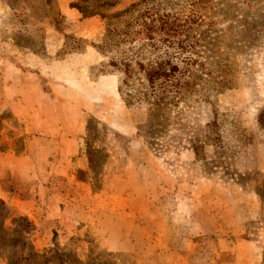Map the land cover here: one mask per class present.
<instances>
[{"label": "rangeland", "instance_id": "374dc122", "mask_svg": "<svg viewBox=\"0 0 264 264\" xmlns=\"http://www.w3.org/2000/svg\"><path fill=\"white\" fill-rule=\"evenodd\" d=\"M138 1L85 0L81 7L92 13L103 4L115 5L108 11L114 14ZM187 1L163 0L162 9H185ZM197 2L201 19L189 34L199 54L196 93L159 123L148 118L147 105L124 102L118 76L102 73L104 59L93 47L105 33L100 16L85 18L73 7L77 0H0V150L7 144L3 137L15 138L28 125V119L15 116L22 113L20 93L32 103L31 96H42L43 86H49L67 100L57 92L65 85L80 99L101 96L97 110L103 120L84 117L85 145L96 174L90 176L92 188L107 191L108 163L124 178L132 176L137 190L145 182L151 185L160 227L157 234L154 223L153 233L162 234L161 243L132 254L108 250L87 226L68 240L55 237L50 243L29 217L0 198V264H264V129L259 124L264 0ZM78 40L84 41V51L70 53ZM40 81L37 92L34 87L22 91V84ZM27 137L10 140L15 151H25ZM226 200L244 216L239 243L245 245L237 248L218 243L230 228L222 210ZM191 202L198 206L195 217L188 215Z\"/></svg>", "mask_w": 264, "mask_h": 264}, {"label": "crops", "instance_id": "0c3cea01", "mask_svg": "<svg viewBox=\"0 0 264 264\" xmlns=\"http://www.w3.org/2000/svg\"><path fill=\"white\" fill-rule=\"evenodd\" d=\"M42 82L22 84L23 90L17 85L16 91L34 87L37 92ZM65 87L60 86L57 92L66 95L67 100L59 98L49 86H43L42 96L38 93L31 96L32 103L26 102L20 93L22 110L18 112L22 113L15 116L28 119V125L21 127L15 138L3 137L7 144L0 150V198L19 214L29 217L50 243L55 237L68 240L81 226L89 227L102 245L114 252L132 254L161 243L162 234L160 238L153 233V224L158 223L148 189L151 185L145 182L144 189L137 190L131 186L135 183L132 176L124 178L115 164L108 163L107 191L93 190L90 176L96 174L85 145L88 130L84 117L91 114L103 120L97 109L104 98L98 96L87 101ZM3 102L0 100L1 105ZM113 112L114 107L106 114ZM105 122L116 129L113 121ZM2 132L0 129V138ZM26 136L25 151H15L10 140ZM79 175L86 176V180ZM190 197L198 200L193 193ZM225 204L222 210L230 228L227 238L220 237L218 243L223 249L245 245L239 243L245 233L242 210L231 200ZM189 208L188 215L197 216V203L191 202ZM159 230L158 226L157 234Z\"/></svg>", "mask_w": 264, "mask_h": 264}, {"label": "trees", "instance_id": "16d2710c", "mask_svg": "<svg viewBox=\"0 0 264 264\" xmlns=\"http://www.w3.org/2000/svg\"><path fill=\"white\" fill-rule=\"evenodd\" d=\"M77 1L73 7L85 18L106 21L105 33L93 47L104 59L102 73L118 76L119 94L127 105H147L148 118L161 123L168 121L172 108L190 102L199 80V54L189 35L201 19L197 0H188L187 8L175 12L162 9L163 0H139L114 14L108 11L115 5L103 4L87 13L81 7L85 0ZM77 43L70 53L84 51V41ZM220 75L224 84L225 70ZM259 124L264 129V111Z\"/></svg>", "mask_w": 264, "mask_h": 264}]
</instances>
